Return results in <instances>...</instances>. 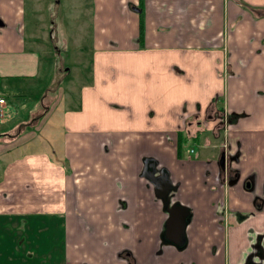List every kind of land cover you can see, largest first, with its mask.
Here are the masks:
<instances>
[{"label":"crops","instance_id":"0c3cea01","mask_svg":"<svg viewBox=\"0 0 264 264\" xmlns=\"http://www.w3.org/2000/svg\"><path fill=\"white\" fill-rule=\"evenodd\" d=\"M23 2L0 0V97L5 99L0 121V230L8 227L5 237L23 216L60 211L72 190L73 184H66L70 180L78 186L76 205L93 218L96 230L89 238L96 251L100 249L91 263L80 259L77 264H224V242L213 215V179L203 176L204 161H210L215 172L216 156L178 158L179 133L185 136L183 131L196 129L205 119L212 127L222 100L233 126L231 145L240 154L241 179L253 175V195L263 199L262 211L256 212L253 195L239 188L228 191L230 207L255 213L230 232L229 256L232 264L238 263L247 229L253 228L256 239L264 233V0H93V72L79 88V108L65 112L61 130L67 170L59 166L62 159L53 160L47 152L13 153L29 128L33 135L23 141L26 144L50 123L59 91L54 62L46 68L50 78L37 104L43 107L40 113L35 107L29 122L19 121L22 105L13 112L7 103L8 89L42 73L43 57L33 44L40 51H46L48 43L53 46L48 40L47 48L35 41L23 23ZM104 52H111L113 61H97ZM8 112L15 116L5 119ZM99 113H120L123 119L100 122ZM21 124L25 126L19 131ZM14 130L18 132L11 137ZM201 135L190 139L198 143ZM218 145L207 137L203 148ZM142 157H152L166 168L179 186L177 201L192 209L187 252L172 247L157 252L165 215L151 185L140 176ZM66 171L73 176H65ZM71 242L63 243L70 261Z\"/></svg>","mask_w":264,"mask_h":264},{"label":"rangeland","instance_id":"374dc122","mask_svg":"<svg viewBox=\"0 0 264 264\" xmlns=\"http://www.w3.org/2000/svg\"><path fill=\"white\" fill-rule=\"evenodd\" d=\"M116 7L119 8V5ZM38 13L40 15L43 14L46 19L38 17ZM92 16L93 0H24L22 14L23 23L26 25L27 29L31 30L34 34L35 41L37 40L38 42L44 43V48H47V40L49 42L51 41L53 46L51 49L48 43V49L46 51H40L41 47L38 49L35 44H33V46L39 50L41 57H43L40 63L42 73L34 79L15 84V87H12L13 91L8 89L6 93L8 96L7 103L13 112L16 110L17 106L22 105L19 121L26 119L28 120L26 122H29L31 110H35L36 107L38 111V106H40L39 102L44 95L43 90L45 86H48L46 79L50 78V76L48 77L46 68L48 64L51 65V63L54 62H56L55 75L58 82L55 85V92L58 88L59 91L58 99L52 105V110L56 109V112L55 115L50 117V123L45 125L43 129L35 132L37 139L26 144L23 141L30 140L33 135L29 128V132L23 134L24 136L22 135L23 137L18 140L20 146L16 148L13 153H33L39 155L47 152V155L53 156V160L62 159L63 163H59V166L67 170L66 167L68 163L67 160L63 159V150L60 149L63 117L65 112H71L74 111L75 108H79V88L83 86L84 81H86L93 72V70L91 71L93 65L91 61L93 51L90 46V39L93 33ZM40 30H42V33H39ZM50 31L53 35L51 40L48 37ZM27 36L28 39L33 42L32 37L28 34ZM54 45H57L55 52L52 51ZM111 54V52L100 53L97 55L96 59L97 61L107 59L111 62L114 58ZM45 56H48L49 59ZM64 69H70V73L66 75ZM99 73H102L100 68ZM79 79H81V81ZM102 81L103 79L100 80V84H102ZM1 86L0 84V88L3 89ZM221 103H217V108L220 109L222 106V109H225L224 101L221 100ZM39 109L38 112L40 113L43 107ZM13 112H8L5 119L14 117L15 113ZM102 118L108 122H115L122 120L123 114L113 113L112 115H102L99 113L98 120L100 122H102ZM24 126V124L19 125L18 130H22ZM18 130H14L10 133L11 137L18 132ZM201 134L198 143L183 136L180 145L181 156L178 157L179 159L181 158L182 161L187 159L195 160L198 154L199 158H201L203 154H217L218 147L215 146L213 149L205 150L203 145L207 137L210 138L212 143L220 142V137L213 138L210 132ZM6 138L7 137H4V141H6ZM14 143L16 142L14 141ZM190 150H192L193 153L190 152ZM147 158L152 157H142L141 164L143 160ZM157 167L158 169H166L163 165L159 164ZM66 175L73 176L67 171L65 172V176ZM69 183L73 184L72 190L67 192L60 211L38 216H23L18 219L19 225L16 220L17 226L9 230V235L7 237L4 235L6 230H0L1 256H3L6 250L12 253L15 251L16 253L28 254L31 249H26L24 247L26 243L25 238H28L27 236L36 235V231H38L42 233L40 242L43 244L41 251L43 250L44 253L46 251H51L52 246H56L57 248L60 247L61 257L69 260L68 255L64 252L63 243L70 239V241H72L70 246L72 248L71 252L73 259H71L69 264H77L80 259L89 260V263L92 262L95 255L100 252V249L96 251V245L89 238L95 233V224H93L94 222L92 223V216L76 205V192H78V186L74 184V181L66 180V184L68 185ZM85 194L86 192H82V195ZM121 202L122 201H118V207L120 208ZM11 221H13L11 222L13 225L14 220ZM34 241L36 240L34 239ZM19 242L20 247H18ZM225 243L226 242H224V244ZM10 256L12 255L8 257ZM46 258H49V256Z\"/></svg>","mask_w":264,"mask_h":264},{"label":"flooded vegetation","instance_id":"af4514ba","mask_svg":"<svg viewBox=\"0 0 264 264\" xmlns=\"http://www.w3.org/2000/svg\"><path fill=\"white\" fill-rule=\"evenodd\" d=\"M52 37L53 35L51 33V39ZM223 111H225V109L221 108V110L212 120V121L216 120V123L212 124L213 125L212 127H209V125H206L208 120L205 119L203 123H200L196 126V129L192 131L186 130L183 132L185 133V137H189L191 139H196L198 135L206 131L214 132L218 135L217 137H220V142L218 145L219 149H218L217 154L215 153L214 155L216 156L214 158L215 172L211 171V162L204 161L203 174L205 178L212 177L213 179V183L211 185L212 186L211 192L212 194L215 195L214 201H213V215L216 220L217 229L220 232L221 242L222 241L226 242L225 244H223L224 250H225V254L223 252V261H224V264H232L231 258L228 252L229 242H227L230 232L232 230L237 229L236 227L240 226L241 224H244L249 219L253 218L255 216V213H241L238 210H234L232 207H230L228 204V191L229 190L236 191L239 188L244 193L246 194L250 193L251 195H253L255 193L256 186H255V177L253 175L241 179V174H240V170L238 167L240 154L238 150L233 149L230 138H229V134L233 129L232 128L233 126L231 124L230 115L226 113V118H227L226 124H221L217 122V120L221 117V112ZM179 135H180L179 142L181 143L183 136L180 133ZM190 151L193 152L192 150ZM149 163H150L149 161H146V168L144 170H142L143 167L141 168L140 176L141 177L142 175L145 176V178L144 177L143 178L145 179L146 183L151 185L149 178H148L149 177L148 175ZM161 177H162V174L160 172V177L158 180H160ZM169 180H171L170 176H169ZM172 184L176 186V190L173 191L174 192L173 201H177L176 195H177V192L179 191V186L177 184H174L173 182ZM157 202L160 203V201H157ZM251 204L256 212L262 211L263 199L261 196L253 195ZM183 206H186V205H183ZM186 207L189 209L190 221L185 230V237H186L185 248L182 251H178L177 248H175L174 246L161 245V242L174 241L173 240L174 236H171L173 234V231L167 228V225H169L170 223L167 222V216L162 212L165 215V217L162 220L161 231L158 235L159 249L157 250V252H162V249L165 247H172L178 253H182L184 251L187 252L189 250V247H188L189 239H187V231H188V228L191 227L192 223L194 222V214L192 213V209L190 207L188 206ZM161 211H162V206H161ZM178 219L179 218L175 219L177 223H178ZM31 238L32 236L25 238L26 243L24 247L26 249H29V247H31V250L28 254L16 253L14 251V253H12V256L10 257L8 256L3 257L0 255V264H45V262L46 264H52V262L53 264H69L71 262L70 260H66L61 257L60 247L57 248L56 246H54L56 247V251H54V249L52 248L51 251H46L44 253L43 250L41 251L43 244L41 243V246L34 248V243L36 241L30 240ZM257 239H260V241H258ZM257 239L255 238V236H253V228H248L247 232L245 233L243 237V240L245 241V246L242 248H239V251H238L239 260H238V263L236 264H264V233L257 234ZM18 247H20V242H19ZM215 250L216 248H213V253H215ZM64 252L66 253V251ZM3 255H5V253ZM120 255H122V253H120ZM124 255L126 257L130 256L129 252H125ZM47 256H49V258H46ZM128 261L131 262L130 260ZM80 264H85V263L80 262Z\"/></svg>","mask_w":264,"mask_h":264},{"label":"water","instance_id":"95a60500","mask_svg":"<svg viewBox=\"0 0 264 264\" xmlns=\"http://www.w3.org/2000/svg\"><path fill=\"white\" fill-rule=\"evenodd\" d=\"M2 23L0 22V26ZM146 161H149V181L151 183L154 199L160 201L162 206V212L167 216V228L173 231L171 236H174V241L171 242H161V245H171L177 248L178 251H182L186 245L185 230L190 221L189 209L186 206L181 205L178 201H173L174 186L169 180V173L166 169H157V161L153 158H147L143 160L142 170L146 168ZM160 172L162 177L160 180ZM158 173V174H157ZM145 178V176L142 175ZM164 177V179H163ZM178 219V223L175 221ZM168 229V230H169Z\"/></svg>","mask_w":264,"mask_h":264},{"label":"trees","instance_id":"16d2710c","mask_svg":"<svg viewBox=\"0 0 264 264\" xmlns=\"http://www.w3.org/2000/svg\"><path fill=\"white\" fill-rule=\"evenodd\" d=\"M178 140H180V135H179V137H178ZM178 143H179V147H180V145H181V143L178 141ZM4 230H8V227H4L3 228ZM35 234V233H34ZM40 234H41V232H38V231H36V235H31L32 236V238L30 239V240H36V242L34 243V248L35 247H38V246H41V242H40ZM52 248L54 249V251H56V247H54V246H52ZM29 249H31V247H29ZM9 252L10 251H5V256H9V255H12V252L9 254ZM9 254V255H8Z\"/></svg>","mask_w":264,"mask_h":264},{"label":"built area","instance_id":"2783aa9c","mask_svg":"<svg viewBox=\"0 0 264 264\" xmlns=\"http://www.w3.org/2000/svg\"><path fill=\"white\" fill-rule=\"evenodd\" d=\"M5 105V99L0 97V121L2 119V116H3V107ZM218 123H221V124H226L227 123V118H226V112L223 111L221 112V117L217 120ZM215 123H216V120H215ZM207 125V124H206Z\"/></svg>","mask_w":264,"mask_h":264}]
</instances>
